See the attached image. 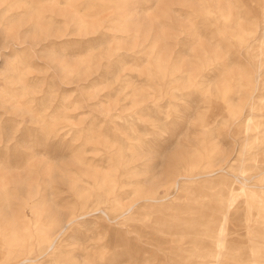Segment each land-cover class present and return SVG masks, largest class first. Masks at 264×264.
Returning <instances> with one entry per match:
<instances>
[{
	"label": "rangeland",
	"instance_id": "374dc122",
	"mask_svg": "<svg viewBox=\"0 0 264 264\" xmlns=\"http://www.w3.org/2000/svg\"><path fill=\"white\" fill-rule=\"evenodd\" d=\"M0 264H264V0H0Z\"/></svg>",
	"mask_w": 264,
	"mask_h": 264
}]
</instances>
